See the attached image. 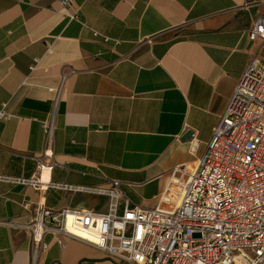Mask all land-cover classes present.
Listing matches in <instances>:
<instances>
[{"label":"crops","instance_id":"1","mask_svg":"<svg viewBox=\"0 0 264 264\" xmlns=\"http://www.w3.org/2000/svg\"><path fill=\"white\" fill-rule=\"evenodd\" d=\"M72 1L79 19L60 0H0V107L9 113L0 118V174L34 173L42 120L54 110L52 180L118 178L119 209L125 196L152 205L171 167L195 165L250 56L264 60V41L247 36L264 0ZM62 72L54 106L48 87ZM187 129L193 135L184 140ZM40 199L53 208L106 202L94 192H41L0 179V264H29L27 231L4 221L29 222ZM44 239L40 264H135L74 236L58 242L47 231Z\"/></svg>","mask_w":264,"mask_h":264},{"label":"built area","instance_id":"2","mask_svg":"<svg viewBox=\"0 0 264 264\" xmlns=\"http://www.w3.org/2000/svg\"><path fill=\"white\" fill-rule=\"evenodd\" d=\"M60 3L72 5L74 10L66 14L79 19V5L72 0ZM247 36L264 41L263 15L255 17ZM65 76L62 72L58 83L48 87L54 106ZM8 117L3 103L0 118ZM42 126L44 147L33 155L34 173L28 177L0 174V179L30 184L41 192L48 187L94 192L105 195L106 202L104 208H53L40 199L29 222L4 221L27 231L29 264H40V254L48 247L47 231L58 242L61 235L86 240L117 262L264 264V60L258 55L248 59L195 165L182 162L171 167L163 190L149 206L125 196L119 209L123 181L118 178L103 185L52 180L49 173L57 163L52 148L54 110Z\"/></svg>","mask_w":264,"mask_h":264},{"label":"water","instance_id":"3","mask_svg":"<svg viewBox=\"0 0 264 264\" xmlns=\"http://www.w3.org/2000/svg\"><path fill=\"white\" fill-rule=\"evenodd\" d=\"M192 135H193L192 130L191 129H187L185 131V133L183 134L182 139H184V140L190 139L192 137Z\"/></svg>","mask_w":264,"mask_h":264},{"label":"rangeland","instance_id":"4","mask_svg":"<svg viewBox=\"0 0 264 264\" xmlns=\"http://www.w3.org/2000/svg\"><path fill=\"white\" fill-rule=\"evenodd\" d=\"M237 264H238V262H237Z\"/></svg>","mask_w":264,"mask_h":264}]
</instances>
